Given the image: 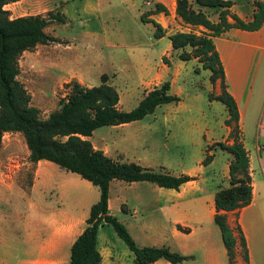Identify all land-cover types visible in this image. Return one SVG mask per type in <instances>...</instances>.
Here are the masks:
<instances>
[{
    "label": "rangeland",
    "instance_id": "obj_1",
    "mask_svg": "<svg viewBox=\"0 0 264 264\" xmlns=\"http://www.w3.org/2000/svg\"><path fill=\"white\" fill-rule=\"evenodd\" d=\"M145 1L54 0L52 12L60 11L66 20L51 21L45 31L58 41L24 51L18 59V79L30 94L31 104L40 110L41 118L59 109L60 100L69 92L67 83L70 81L95 86L105 75L106 83L117 90L119 108L124 111L135 107L149 90L169 81L168 93L177 96L178 101L163 103L140 120L98 127L88 139L113 160L134 162L172 175L187 170L193 172L199 161L209 154L212 165L206 167L201 186L206 185L213 191L221 181L220 167L232 157L216 145L229 134L225 124L228 117L225 105L210 98L220 93V86L218 82L211 83L210 70L196 58L179 59L181 50H173L168 37L175 31L200 34L201 28L188 25L174 15V0H151L149 6ZM231 1L235 3V11L245 13L246 0ZM156 2H161L168 10L167 14H161L164 16L161 21L164 35L160 38L155 37L153 24L141 19L142 14L147 17L153 12ZM86 3L94 7H86ZM48 5V0H18L4 8L10 17L45 16L48 11L44 8ZM192 5L197 8L195 2ZM204 12L211 20H217V9L206 7ZM190 51L191 47H185L184 52ZM44 162L41 182L32 189L38 164L30 162L22 133L2 134L0 264H23V260L34 258L37 254L35 242L49 233L47 218L87 217L89 202L92 199L96 202L99 198L97 186L53 162ZM130 184L119 179L110 181L112 211L110 208L109 211L138 244L142 238L141 229L138 230L142 216L148 224L156 225L161 220L156 219L161 212L156 205L157 185L149 181ZM58 187L62 190L60 195ZM121 194L127 197L128 211L120 205L118 197ZM133 208L138 211L136 216L131 214ZM256 223L254 240L261 244L264 214H260ZM103 224L105 230L115 233L111 225ZM211 224L217 234L215 239L222 247L219 228L216 223ZM119 241L128 248L121 238ZM66 251L69 259V248ZM221 254L220 251L224 264L229 263L227 255ZM243 254L244 248L241 245L239 249L236 247L235 264L237 255L243 259ZM258 261L254 256V264ZM186 262L201 264V256L198 260Z\"/></svg>",
    "mask_w": 264,
    "mask_h": 264
},
{
    "label": "trees",
    "instance_id": "obj_2",
    "mask_svg": "<svg viewBox=\"0 0 264 264\" xmlns=\"http://www.w3.org/2000/svg\"><path fill=\"white\" fill-rule=\"evenodd\" d=\"M18 0H0V138L5 132L22 133L29 151V160L36 163L46 160L57 164L67 171L78 174L99 189V199L93 203L86 218V226L70 247L68 264H100L101 255L97 248V230L103 224L113 227L134 255L135 264H151L158 259L171 263H180L188 256L171 251L166 246H139L127 228L110 213L108 208L109 183L113 179L126 182L149 181L159 187L178 189L185 182L194 179L188 174L172 175L166 171H155L134 162L113 160L99 148H95L88 137L101 126L121 125L144 118L163 103L178 101L179 98L168 93L169 81L149 90L135 107L124 111L118 107L119 94L106 83L105 75L101 83L85 86L77 81L67 83L69 92L60 100L58 110L41 118L40 110L31 104V96L18 79L20 72L18 59L27 50L38 44L57 42L55 36L45 31L51 21L65 22V16L58 10L48 11L47 15L28 14L10 17L6 4ZM192 2L197 4L193 8ZM171 9L170 4L167 2ZM231 0H176L175 14L182 22L191 26H202L205 31L196 34L192 31H175L169 34L173 50H181L178 58L188 60L196 58L204 68L210 70L212 84L220 83V93L210 96L220 100L226 108L229 127L228 139L216 145L231 154L228 171V186L217 190L214 196V222L220 229L221 239L226 249L229 264H235L236 237L227 223L226 214L250 203L252 198V178L249 170L248 151L240 140L239 112L235 99L227 91L224 82V68L213 37L230 28L257 30L264 23V0H255V10L251 19L243 20L231 11ZM218 10L216 21H212L203 10ZM168 13L167 8L156 2L153 12ZM143 21L151 22L154 35H164L161 24L141 15ZM191 51L184 52L185 47ZM211 155L202 161L208 164ZM180 229L181 226H180ZM187 230V229H184ZM239 242L244 248L243 260L248 262L245 238L236 224ZM264 264V261L263 263Z\"/></svg>",
    "mask_w": 264,
    "mask_h": 264
},
{
    "label": "crops",
    "instance_id": "obj_3",
    "mask_svg": "<svg viewBox=\"0 0 264 264\" xmlns=\"http://www.w3.org/2000/svg\"><path fill=\"white\" fill-rule=\"evenodd\" d=\"M48 1L49 5L44 8V11L55 9L54 0ZM254 1L246 0L245 13L235 11V3L232 1L231 11L243 20H249L255 10ZM174 4L176 6V0H174ZM85 6L91 9L94 7L92 4L90 6V3H86ZM172 12L176 15L175 7ZM161 14L164 13L149 14L147 18L159 22L164 30L161 22L164 16ZM156 16H159L158 20H156ZM199 27L201 31H205L202 26ZM213 41L224 68V82L227 91L237 103L240 140L248 151L249 170L252 178L250 203L232 211L221 212L226 214L227 223L233 229L238 249L240 242L235 227L237 223L239 224L245 238L247 264H254V256L259 259L258 264H262L264 261V237L260 240L261 244H256L254 233L255 224L258 222L260 214H264V23L259 29L252 31L230 28L213 37ZM217 82L219 83V81ZM227 129L229 132V127ZM224 141L231 143L232 139L225 138ZM229 162L230 157L220 167L219 179L221 181L217 184L218 188L213 191L206 185L201 186V182L204 184L206 167L212 165V162L204 165L202 160L199 161V165L193 169V172L187 170L182 173L193 176L194 179L185 182L178 189L157 185L156 205L161 214L156 219L161 218V220L156 225H151L145 221L144 215L142 216L143 220L138 228V230L141 229L142 238L137 245L166 246L171 251L188 256V259L175 264H186V261L198 260L200 256L201 264H224L220 259L219 252L221 251L222 256L223 253L226 254V249L224 245L222 247L218 245L217 239H215L217 234L211 223L214 222L216 213L215 193L218 189L228 186ZM44 163V160L37 162V176L32 189L41 182L40 177L43 174ZM136 182L138 181L129 183L132 185ZM58 189L60 188L58 187ZM59 191L58 194H62V190ZM126 198L124 194L118 197L124 211L129 210ZM92 200L89 202V210L95 202ZM111 207L109 191L108 208L110 211H112ZM141 208L143 211L145 210L144 206ZM137 213V209L133 208L131 214L136 216ZM87 217L80 218L71 215L60 219L47 218L48 235L38 240L37 243L35 242L36 256L23 260V264H68L66 250L68 248L70 250L73 241L85 228ZM119 239L116 233L105 230L104 224L98 227L97 248L101 255L100 264H135L133 253L122 246ZM151 264L174 263L161 258ZM236 264H245L242 256L237 255Z\"/></svg>",
    "mask_w": 264,
    "mask_h": 264
},
{
    "label": "built area",
    "instance_id": "obj_4",
    "mask_svg": "<svg viewBox=\"0 0 264 264\" xmlns=\"http://www.w3.org/2000/svg\"><path fill=\"white\" fill-rule=\"evenodd\" d=\"M145 4H146L147 6L151 5V4H152V3H151V0H146V1H145Z\"/></svg>",
    "mask_w": 264,
    "mask_h": 264
}]
</instances>
